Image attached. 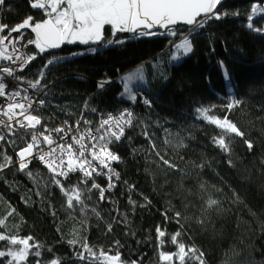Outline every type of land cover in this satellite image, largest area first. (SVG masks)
Listing matches in <instances>:
<instances>
[{"label":"trees","instance_id":"trees-1","mask_svg":"<svg viewBox=\"0 0 264 264\" xmlns=\"http://www.w3.org/2000/svg\"><path fill=\"white\" fill-rule=\"evenodd\" d=\"M254 3L264 7V0H222L218 10L227 15L209 20L199 29L192 36L193 51L175 65L168 64L166 54L169 42L178 37L162 32L153 37L118 32L115 39L124 43L107 47L65 43L58 50L39 54L22 74L29 81L38 78L53 56L64 57L45 70L41 81L55 82L39 113L49 128L65 120L75 124L82 112L94 130L101 117L118 115L124 109L130 110L135 120L123 141L109 145L123 163L121 191L104 201L97 191L86 193L85 213L79 206L66 207V197L50 182L48 169L37 162L31 163L29 170L39 174V186L15 164L0 172V220H4L0 232L31 236L40 246L41 255H29L27 264H36L37 259L49 264L57 258L60 264H86L77 255L85 242L98 256L101 251L118 252L120 264H180L175 256L170 262L159 256L161 251H178L171 242L177 232L185 251L195 248L203 252L204 264H264V33L247 28ZM1 10L0 24L9 28L28 16L34 21L46 18L44 10L31 7L30 0H5ZM253 23L264 26V13L256 15ZM175 30L184 34L189 28ZM104 37L113 39L111 26H105ZM93 48L98 50L93 53ZM221 61L231 76V92ZM156 63L167 72V80L156 74ZM138 65L144 66L147 83L134 85L137 100L132 102L121 96L120 81ZM105 80H110V85L98 88V82ZM144 99L151 101L150 107ZM233 99L241 104L229 111L225 105ZM85 101L88 110L84 109ZM197 108H211L209 115L221 119L227 116L244 136H226L229 151L221 150L213 143L220 129L197 118ZM145 130L159 156L143 135ZM245 140L251 141V150ZM16 150L0 142V153L11 156L14 162ZM160 157L175 167H168ZM129 169L134 174L130 182ZM80 178L75 173L61 180L68 188ZM209 199L218 204L208 208ZM176 212L180 213L179 223ZM157 227L165 232L159 246ZM9 247L13 246L8 241H0V250ZM8 259L0 258V264H7ZM184 264L198 261L186 257Z\"/></svg>","mask_w":264,"mask_h":264},{"label":"snow or ice","instance_id":"snow-or-ice-1","mask_svg":"<svg viewBox=\"0 0 264 264\" xmlns=\"http://www.w3.org/2000/svg\"><path fill=\"white\" fill-rule=\"evenodd\" d=\"M4 3L5 0H0V6H3ZM221 3L222 0H30L31 7L44 10L45 19L34 21L33 17L28 16L12 28L0 24V46H3L5 40H8L15 52L17 51L15 45L24 41V47L32 45L38 50L32 55L21 56L17 54L15 59L12 55L0 50V60L18 64L17 68L0 67V74H3L0 75V98L11 101L0 105V116L7 118L6 120L0 119V142L9 143L14 149H18L15 152L17 158L15 162L6 153H0V172L15 164L19 171L26 172L29 179H32L33 183L39 186V174H34L29 170L32 161L38 160L51 174L50 182L58 187L66 197L68 209L79 206L80 211L85 213L88 208L85 203L87 198L85 194L93 190L99 191L100 200H105V192L113 189L116 186L115 181L119 180V173L111 166L112 162H119L121 159L108 146L120 141L124 136L125 128L133 126L135 120L133 113L128 109L122 110L115 116L109 113L106 117H101L95 130L91 127L92 122L83 118V113L81 119L76 120L75 124H69L65 120L63 126L49 128L39 114H34L39 108L45 107V100L27 95L28 89H23L25 94L22 96L19 84H13L11 81L5 83L4 76L11 77L20 83H27L28 88L32 89L33 92H39L47 87L41 82L44 79L45 70L64 57L53 56L49 59L34 81L18 77L16 73L23 71L28 63L36 59L37 55L50 49H59L65 43L80 42L87 45L92 42L93 44L99 43L104 47L121 44L124 43L123 40L115 39L118 32L138 33L139 36L156 35L157 32L151 31L154 28L164 29L165 32L160 33L162 35L166 34L179 38L178 42H169L170 48L166 54L168 64L175 65L193 51L192 36L199 29H202L209 20H219L227 15L226 12L218 10V5ZM260 13H264V7H258L256 3L252 4L251 14L247 16V28L257 33H264V26L257 27L253 23L254 17ZM235 14L238 15V13ZM178 24L189 26V35L185 36L182 32L178 33L175 30V26ZM106 25L111 26L113 39H105L104 29ZM27 28H30L31 32L34 33V39L25 40L23 30ZM6 29L7 35H3ZM12 33L19 35L12 37ZM97 50L91 49L93 53ZM220 66L228 91L231 92V76L223 61L220 62ZM153 67L161 79L167 80V72L161 68L160 63L154 64ZM144 71V66L138 65L135 70L129 71L121 77L122 97H127L132 102L137 100V90L134 85L137 82L146 85ZM110 82V80L101 81L98 82L97 86L103 88L106 83ZM144 103L149 107L151 106V101L148 99H144ZM240 104L239 99H233L225 107L230 111ZM84 109H89L87 101L84 103ZM211 110V108H197V118L220 129L219 135L213 137V143L227 152L229 147L225 137H230L232 134L243 137L244 133L227 116L221 119L209 115ZM91 111L96 112L97 110L91 109ZM81 124L87 127L82 130ZM20 130L23 132L21 133ZM143 135L149 140L152 151L159 156V152L156 150L155 144L151 142V137L146 130ZM17 140L20 141L19 145ZM245 143L251 150L253 146L251 141L245 140ZM160 159L168 167H175L163 157ZM76 172L80 173L79 183L66 188L60 178L67 180L70 173ZM101 175L108 180L106 188L95 181V177ZM89 181H91L90 187L88 186ZM36 194L40 195L41 193L37 192ZM129 203L134 202L129 200ZM217 204L218 201L215 199L207 201L208 208ZM91 211L95 213L96 209L92 208ZM175 217L179 223L180 213L176 212ZM3 225L4 220H0V227ZM108 227L111 230V225ZM156 232L159 246L163 244L161 238L165 236V232L159 227H157ZM179 235L180 233L177 232L171 236V242L177 245L178 251L175 253L161 251L160 260L170 262L175 256L180 264H184L185 258L188 257L197 260L198 264H204L203 252H198L195 248H188L185 251V245L179 243L177 239ZM0 241H8L13 246L9 247L7 251L0 250V258L10 257L7 264H27L29 255L34 257L41 255L40 246L34 242L31 236L20 238L17 235L8 236L0 232ZM69 243L76 244L78 242L69 241ZM80 248L81 251L77 254L78 258L85 261L86 264L87 262H92V264H120L118 252L109 254L101 251L98 256L86 242L80 244ZM100 257H104V259L101 260ZM36 264H41V261L37 259ZM49 264H60V261L58 258L53 259ZM132 264H136V262L133 261Z\"/></svg>","mask_w":264,"mask_h":264},{"label":"built area","instance_id":"built-area-1","mask_svg":"<svg viewBox=\"0 0 264 264\" xmlns=\"http://www.w3.org/2000/svg\"><path fill=\"white\" fill-rule=\"evenodd\" d=\"M0 20H1V17H0ZM24 31V34L28 37L27 39H30V38H32V39H34V33H32L31 32V29H24L23 30ZM185 34H187V35H189V31L187 32V33H185ZM17 35H19L18 33L16 34V36ZM27 39H25V40H27ZM19 45L20 46H23V48L22 49H18V47H19ZM15 48H16V50L17 51H13V46H12V44H10L9 43V41L8 40H5V42H4V45L3 46H0V50H3V51H5V53L6 54H10V55H12L13 56V59H15V57H14V55H17V54H20L18 51H23V54L24 55H32L33 53H35V52H33V50L32 49H35V47L34 46H32V45H29L28 47H24V41L22 42H19V43H17L16 45H15ZM38 58V56L36 57V59ZM36 59L35 60H33V61H31L30 63H28L27 64V66L23 69V71H18L17 73H16V75L18 76V77H21V78H23L24 80H27L25 77H23L22 76V74L24 73V72H27L28 71V69L32 66V64L34 63V61H36ZM0 67H12V68H17L18 67V64L17 63H12V61H7V60H0ZM0 75H3V74H0ZM74 77H79V76H77V75H74ZM4 80H5V82L6 83H8L9 81H11L13 84H19V87H20V89H21V95L23 96L25 93L23 92V89H28V91H27V95H30V96H33L34 98H40V99H46V96H47V92H49V90H50V87L53 85V83H51V84H46L47 85V87L46 88H44L42 91H39V92H33V90L32 89H30V88H28V84L27 83H20L19 81H17V80H13L11 77H7L6 75L4 76ZM29 81V80H28ZM109 84H105L104 86L106 87V86H108ZM11 101L10 100H6V99H4V98H0V105H3V104H7V103H10ZM44 108L45 107H43V108H39L38 110H37V113H34V114H39L41 111H43L44 110ZM83 113V118H84V114H85V112H82ZM115 116V115H114ZM106 117V116H105ZM0 119H7L6 117H2V116H0ZM60 126H63V124H60V125H58L57 127H60ZM85 127H87V126H85V125H83V124H81V129L83 130ZM130 128V127H129ZM129 128H125V133H124V136L121 138V140L120 141H118V142H121V141H123V139H124V137H125V135H126V133H127V130L129 129ZM41 130H42V128H41ZM94 130V129H93ZM21 132L23 131V130H20ZM55 135V134H54ZM109 147V146H108ZM112 151V150H111ZM33 162H37V163H39V164H41L38 160H33L32 161V163ZM42 165V164H41ZM30 166V165H29ZM118 173H119V180H116L115 181V183H116V186L113 188V189H111L110 191H106L105 192V197H106V199L108 198V196H110V195H113V194H115L118 190H119V188H120V182H121V179H122V173H121V166H122V164H121V162L119 161V162H116V161H113L112 162V165H111ZM44 167V166H43ZM76 173H78V174H80L79 172H76ZM73 174H75V173H70V175H73ZM60 179H63V178H60ZM95 181H96V183H98V184H100L102 187H107V184H108V180L104 177V176H96L95 177ZM94 191H97V190H94ZM98 192V197H100V193H99V191H97ZM100 199V198H99ZM102 201V200H101ZM104 201V200H103Z\"/></svg>","mask_w":264,"mask_h":264},{"label":"rangeland","instance_id":"rangeland-1","mask_svg":"<svg viewBox=\"0 0 264 264\" xmlns=\"http://www.w3.org/2000/svg\"><path fill=\"white\" fill-rule=\"evenodd\" d=\"M5 12V11H4ZM2 14H3V11L1 10L0 11V17L2 16ZM1 21V20H0ZM27 29H30V28H27ZM178 32V31H177ZM120 33H122V34H129V35H131V33L130 32H120ZM179 33V32H178ZM16 34L17 33H12V37H15L16 36ZM3 35H7L5 32L3 33ZM184 35L185 36H187V34H185L184 33ZM137 36H139L138 35V33H137ZM146 37H153V36H157V35H145ZM145 36H142V37H145ZM141 37V36H140ZM179 39V38H178ZM178 39L175 41V42H178ZM80 43V42H79ZM89 44H93L92 42H89ZM32 50H34V49H32ZM37 50V49H36ZM37 56H39V55H37ZM182 61V60H181ZM30 69V68H29ZM28 69V70H29ZM106 84H109V83H106ZM110 85V84H109ZM105 87V86H104ZM123 164V163H122ZM127 174V177H128V180H129V182H130V180L132 179L133 180V178H134V174H133V172H131V170L129 169V171H128V173H126ZM121 190H119V192H120ZM119 198V196H116L115 197V199H118ZM5 251H7V250H5Z\"/></svg>","mask_w":264,"mask_h":264},{"label":"water","instance_id":"water-1","mask_svg":"<svg viewBox=\"0 0 264 264\" xmlns=\"http://www.w3.org/2000/svg\"><path fill=\"white\" fill-rule=\"evenodd\" d=\"M177 27H186V28H189V26H187V25H184V24H178V25H176L175 26V28H177ZM139 31V30H138ZM151 31H155V32H164L165 30L164 29H161V28H154V29H152ZM132 34H135V33H131V35ZM60 49V48H59ZM50 50H52V51H55V50H58V49H50Z\"/></svg>","mask_w":264,"mask_h":264},{"label":"bare ground","instance_id":"bare-ground-1","mask_svg":"<svg viewBox=\"0 0 264 264\" xmlns=\"http://www.w3.org/2000/svg\"><path fill=\"white\" fill-rule=\"evenodd\" d=\"M27 38H28V37L25 35V39H27ZM22 42H23V41H22ZM22 48H23V46H20V45H19L18 49H22ZM18 52L20 53L19 55H21V56L24 55V54H23V51H18ZM15 56H16V55H14V57H15ZM32 65H33V64H32ZM5 83H6V82H5ZM54 83H55V82H53V85H54ZM50 84H51V83H50ZM53 85H52V86H53ZM52 86H51V87H52ZM51 87H50V88H51Z\"/></svg>","mask_w":264,"mask_h":264}]
</instances>
